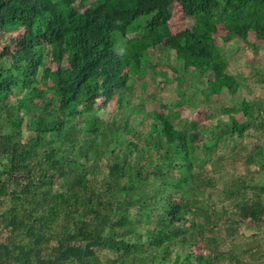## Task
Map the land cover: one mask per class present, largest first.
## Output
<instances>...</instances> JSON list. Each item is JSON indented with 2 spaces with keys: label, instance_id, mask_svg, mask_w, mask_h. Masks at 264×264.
Instances as JSON below:
<instances>
[{
  "label": "trees",
  "instance_id": "obj_1",
  "mask_svg": "<svg viewBox=\"0 0 264 264\" xmlns=\"http://www.w3.org/2000/svg\"><path fill=\"white\" fill-rule=\"evenodd\" d=\"M261 52L264 0H0V264H264Z\"/></svg>",
  "mask_w": 264,
  "mask_h": 264
},
{
  "label": "rangeland",
  "instance_id": "obj_2",
  "mask_svg": "<svg viewBox=\"0 0 264 264\" xmlns=\"http://www.w3.org/2000/svg\"><path fill=\"white\" fill-rule=\"evenodd\" d=\"M191 20L189 18H185L182 22L179 23V25H177V29L181 28L183 26H188L190 24ZM16 33V32H15ZM225 46V44H224ZM173 51H170L169 54H171ZM248 56V50L247 48H239L238 50L235 51V56L233 57L236 60H240V57H247ZM264 54L263 52L258 53L254 59L257 62V65L259 67L264 66V58H263ZM159 68V67H156ZM159 75H153L152 73H148L146 76H144L143 78H140L134 86V90L136 91L134 93V97L133 100L134 101H138V95L141 93H147V94H153L156 98L157 97H161V98H169L170 95H172L173 89H172V84L167 83V85L165 87H163L161 85V82L156 81L157 77ZM160 78H162V76H160ZM250 88L253 89V87H249L248 90H250ZM137 93V94H136ZM241 95H247L248 91L244 88L241 89L240 91ZM150 101V100H149ZM116 107L114 106L113 109H115ZM106 113L103 115L104 117L107 116L109 117V113L110 111H105ZM252 139L248 138L247 142H248V148H251V144H252ZM220 151V150H219ZM242 170V165L239 163L237 165L236 168V172H239ZM243 172V171H241ZM256 176H258V174H256Z\"/></svg>",
  "mask_w": 264,
  "mask_h": 264
}]
</instances>
